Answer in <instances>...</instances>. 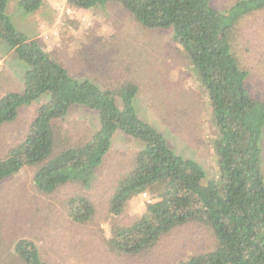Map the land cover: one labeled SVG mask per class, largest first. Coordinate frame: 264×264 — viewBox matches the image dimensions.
<instances>
[{
    "label": "trees",
    "instance_id": "obj_1",
    "mask_svg": "<svg viewBox=\"0 0 264 264\" xmlns=\"http://www.w3.org/2000/svg\"><path fill=\"white\" fill-rule=\"evenodd\" d=\"M66 1L69 7L84 10L115 4L143 28L172 30V40L183 50L190 74L205 94L203 113L215 133L212 172L175 153L164 134L139 116L134 81L107 86L73 76L54 52L13 26L5 11L7 0H0V39L26 66L23 89L0 94V127L17 118L19 107L49 95L21 139L0 156V183L24 168H34L33 186L42 195L52 196L73 182L88 186L110 151L111 138L121 132L139 147L129 167L117 173L107 199L109 215H122L139 194L145 193L149 201L129 224L112 225L107 241L111 250L135 260L163 236L195 225L198 234L209 233L210 243L198 241L200 250L174 264H264V99L250 94L248 71L232 51L233 41L240 39L236 23L263 10L264 0H235L224 11L211 0ZM42 2L18 0V5L33 12ZM90 69L83 71L92 75ZM72 105L97 113L99 126L85 138L73 139L56 126ZM67 213L73 222L87 224L95 207L88 196L76 195L68 199ZM13 251L22 264H48L31 238L19 237Z\"/></svg>",
    "mask_w": 264,
    "mask_h": 264
},
{
    "label": "rangeland",
    "instance_id": "obj_2",
    "mask_svg": "<svg viewBox=\"0 0 264 264\" xmlns=\"http://www.w3.org/2000/svg\"><path fill=\"white\" fill-rule=\"evenodd\" d=\"M234 1L211 3L224 11ZM5 11L17 30L54 52L73 76L107 86L134 81L138 86L134 104L139 116L164 134L175 153L194 159L207 173L212 172L215 133L203 113L205 94L192 78L183 50L172 40L171 29L143 28L115 4L106 9L67 13L64 0H43L38 10L25 12L18 0H7ZM235 28L240 31V39L233 41V54L240 67L248 71L250 94L264 99V9L241 18ZM84 68H91L93 74L84 72ZM25 70L24 63L0 39V94L21 91ZM46 97L49 95H40L31 104L19 107L17 118L1 125L0 156L21 139ZM56 126L61 127L62 134L78 139L85 138L99 123L94 110L72 105ZM138 147L135 139L115 132L94 180L88 186L75 182L62 185L52 196L34 188V168H24L0 183V264H22L13 251L19 237L31 238L48 264H174L191 251L200 250L198 241L209 244L211 236L206 230L201 234L205 237H201L197 226L189 225L163 236L135 260L109 248L112 225L129 224L149 201L147 195L139 194L115 218L107 209L117 173L129 167V159ZM76 195L88 196L92 201L95 214L90 223L78 224L68 217L67 201ZM190 241L194 245L190 246Z\"/></svg>",
    "mask_w": 264,
    "mask_h": 264
},
{
    "label": "clouds",
    "instance_id": "obj_3",
    "mask_svg": "<svg viewBox=\"0 0 264 264\" xmlns=\"http://www.w3.org/2000/svg\"><path fill=\"white\" fill-rule=\"evenodd\" d=\"M64 3H65V8L69 7L66 0H64ZM69 8L71 9V11L75 10L74 8H71V7H69ZM143 195L145 196L146 194L143 193Z\"/></svg>",
    "mask_w": 264,
    "mask_h": 264
},
{
    "label": "built area",
    "instance_id": "obj_4",
    "mask_svg": "<svg viewBox=\"0 0 264 264\" xmlns=\"http://www.w3.org/2000/svg\"><path fill=\"white\" fill-rule=\"evenodd\" d=\"M65 10H66L67 13H71V9L69 7L65 8ZM45 37L48 38L47 35Z\"/></svg>",
    "mask_w": 264,
    "mask_h": 264
}]
</instances>
